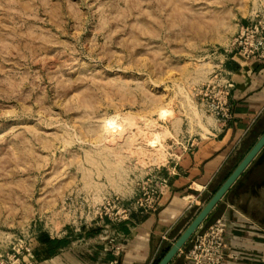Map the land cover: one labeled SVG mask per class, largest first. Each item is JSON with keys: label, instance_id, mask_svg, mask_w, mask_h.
Returning <instances> with one entry per match:
<instances>
[{"label": "rangeland", "instance_id": "374dc122", "mask_svg": "<svg viewBox=\"0 0 264 264\" xmlns=\"http://www.w3.org/2000/svg\"><path fill=\"white\" fill-rule=\"evenodd\" d=\"M263 4L0 0V253L38 247L40 232L71 243L109 221L96 214L110 212L107 199L126 203L151 174L168 178L169 147L183 145L175 123L197 115L196 90L229 71L238 25Z\"/></svg>", "mask_w": 264, "mask_h": 264}, {"label": "crops", "instance_id": "0c3cea01", "mask_svg": "<svg viewBox=\"0 0 264 264\" xmlns=\"http://www.w3.org/2000/svg\"><path fill=\"white\" fill-rule=\"evenodd\" d=\"M223 60L234 82L233 119L222 126L200 108L186 123H175L170 138L181 139L183 145L169 147L172 154L162 168L169 183L157 209L137 212L114 228L109 221L96 222L100 227L93 233H77L54 255L38 258L34 253L33 264H108L113 258L110 236L122 248L116 264H151L157 258L190 208L225 181L264 133V58L244 59L227 51ZM211 213L223 216L227 224L224 264H264V147ZM169 264L189 263L178 253Z\"/></svg>", "mask_w": 264, "mask_h": 264}, {"label": "built area", "instance_id": "2783aa9c", "mask_svg": "<svg viewBox=\"0 0 264 264\" xmlns=\"http://www.w3.org/2000/svg\"><path fill=\"white\" fill-rule=\"evenodd\" d=\"M228 52L241 55L244 59L264 58V4L254 8L249 18L238 25ZM234 82L229 71L218 69L214 75L196 90L200 108L212 115L222 126H227L233 119L231 93ZM193 143L191 142V145ZM169 179L159 173L151 174L144 181L134 199L126 203L118 197L107 199L110 212L97 211L98 217L104 221L122 223L130 221L137 212L155 211L160 199L168 187ZM227 224L223 216L215 218L207 226H200L190 237L188 245L179 251L189 264H224L226 249ZM113 258L108 264H116L122 248L108 240ZM34 243L21 241L9 250L0 253V264H33Z\"/></svg>", "mask_w": 264, "mask_h": 264}, {"label": "water", "instance_id": "95a60500", "mask_svg": "<svg viewBox=\"0 0 264 264\" xmlns=\"http://www.w3.org/2000/svg\"><path fill=\"white\" fill-rule=\"evenodd\" d=\"M264 147V133L253 145V147L247 152L239 164L229 174L225 181L218 187L215 193L207 201L204 207L189 223V225L182 231L173 244L167 249L162 257L156 264H169L172 259L179 253L183 246L189 241L192 234L203 224V222L209 217L213 209L218 202L224 197L226 192L232 186V184L238 179L241 173L246 169L258 152Z\"/></svg>", "mask_w": 264, "mask_h": 264}, {"label": "trees", "instance_id": "16d2710c", "mask_svg": "<svg viewBox=\"0 0 264 264\" xmlns=\"http://www.w3.org/2000/svg\"><path fill=\"white\" fill-rule=\"evenodd\" d=\"M37 241L38 247L35 249L34 253L38 258L50 257L54 255L59 249L67 246L70 243L68 238L51 237L47 232H40L37 235ZM168 248L169 246L163 248L161 254L163 255Z\"/></svg>", "mask_w": 264, "mask_h": 264}]
</instances>
